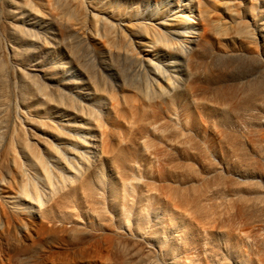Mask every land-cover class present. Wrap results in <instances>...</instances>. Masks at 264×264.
Here are the masks:
<instances>
[{"label": "bare ground", "instance_id": "obj_1", "mask_svg": "<svg viewBox=\"0 0 264 264\" xmlns=\"http://www.w3.org/2000/svg\"><path fill=\"white\" fill-rule=\"evenodd\" d=\"M255 1L0 0L7 204L144 264H264ZM243 59L262 78L227 80Z\"/></svg>", "mask_w": 264, "mask_h": 264}, {"label": "rangeland", "instance_id": "obj_2", "mask_svg": "<svg viewBox=\"0 0 264 264\" xmlns=\"http://www.w3.org/2000/svg\"><path fill=\"white\" fill-rule=\"evenodd\" d=\"M255 4L257 18L264 22V0H256ZM168 6L164 3L156 8L154 18L162 19L170 15ZM0 38L1 41L7 42L3 33ZM244 60L224 66L223 73L227 80L262 78L260 72L250 69V62L246 69L247 61ZM96 71L99 74V71ZM93 98L95 101L97 96L94 95ZM262 133L264 134V129L261 128L244 132L250 140L259 139ZM211 139L209 136L207 141L212 146L214 143ZM5 153L4 150L0 151V264H144L139 253L125 249L123 245V250L118 247L121 249L119 255L116 244L110 237L107 238L105 231H94L93 235L82 234L80 237L72 234L70 225L45 222L30 216L26 211L13 210L5 197L17 193L20 184L12 167V160ZM34 248L39 249L38 255L30 253ZM121 251H124L125 256Z\"/></svg>", "mask_w": 264, "mask_h": 264}]
</instances>
